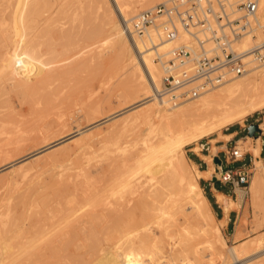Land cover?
Wrapping results in <instances>:
<instances>
[{"label": "rangeland", "instance_id": "obj_1", "mask_svg": "<svg viewBox=\"0 0 264 264\" xmlns=\"http://www.w3.org/2000/svg\"><path fill=\"white\" fill-rule=\"evenodd\" d=\"M19 1L0 0V25H2L0 29L5 33H13L12 35L16 38L15 43H18L21 39H24V41L35 39L37 48L35 52L40 49L37 52L39 57H36L37 53L34 52L33 54L40 62L42 60V64H39L41 66L39 71L36 70V67H31L25 77L19 75L21 82L18 81L19 77L17 76V79L14 73V71L19 72V70L16 71L17 68L15 69L14 66L9 68L6 63L0 64V70H2L0 76L4 81L3 85L7 89V92L0 96V116L2 117L0 120V150L5 148V151L1 153L0 163L2 160L4 161L1 165L6 164L7 161L9 163L6 164L7 167L3 164L1 168L0 165V178L5 180L10 174L15 172L20 174L21 171L19 183L17 186L13 184L12 189L7 190L3 184L1 185L2 182L0 183V195L7 193L10 196H15L18 192L26 191V189H38L45 192L48 198L53 197L56 203L68 204L70 202L69 205L73 204L70 206L77 209L76 217H79V213H81V217L84 212L86 214H83L82 217L87 216L89 214L87 209L90 210V213L93 210L94 213L100 212V210L101 212L97 214L98 218L97 215L95 216V219H98L97 221H94L93 218L89 219L95 222V224H91L94 227L88 226L91 223L88 224L89 220L85 223L88 224L87 226L84 224L86 228L88 227L87 229L91 230L92 228L91 234L88 232V235H85V228L84 231L80 232V235H74L71 239L70 250L68 249L69 252L68 250L65 252L63 248L64 252L58 249V252L55 250L52 254L49 251L45 252L46 254L42 252V254L39 250L36 252L37 248L34 244H29L26 240L23 242L22 238L21 241L20 238H14V240H10V243L15 245L11 251L0 246V264H30V262L31 264H97L100 257L106 255L107 252L108 255L115 254V256H119V253L122 252L121 249L116 251L119 249L118 245H115L116 241L105 235L107 225L105 223L108 222L109 218L111 219V214L107 218L108 214H105L103 210L106 208L105 212L110 213L109 208L113 209V207L109 206L112 203L118 204L115 197L111 199L112 193L119 187L121 191L128 188L126 192H123V199L124 205L126 204L125 207L130 211L133 205L136 204L135 200L136 198L138 200L143 188L150 184L153 187L159 184L158 179L161 175H157L158 179H152L151 171L149 173L147 168L138 164L135 159L145 153L141 150L146 147L150 138L151 142L158 139L153 134L156 122L149 116L147 107L142 103L143 101H137L134 88L124 73L125 66L120 51V40L112 32L96 31L100 24V14L98 15L97 11L94 9L87 10L88 14L87 11L83 12L80 8L78 9L81 4L85 7L87 0L74 1L73 5L70 6V16L65 15L64 17L63 14H59L62 19L57 16L56 11L53 21H51L52 19L46 21L43 16L40 18L30 16L26 22L27 27H30L27 28L29 30H26V35L17 34L13 30L15 27L11 16L12 9ZM57 5L56 3L53 9L57 8ZM4 14L6 15L5 18ZM71 15H74L73 18H77L76 21ZM6 17H11L10 22L7 21ZM35 19L38 21L36 22ZM65 20L70 23L65 22ZM30 21H33V23L29 24ZM62 22H65L66 25ZM49 23H52V25ZM42 25H45V27ZM46 26H49L50 30L46 29ZM3 28L5 30H2ZM31 28L34 32L30 30ZM44 28L46 31H44ZM37 33L42 34V36L39 38ZM1 35L0 38L5 42L3 34ZM7 72L8 76L12 75V78L7 77L9 80L4 78L7 76ZM3 75L4 77H2ZM22 78L24 79L22 80ZM263 115L264 109L235 122L233 126L241 128V132L237 140L231 141L229 145H226V143L229 142L231 137L225 136L224 133L228 132L232 126L215 132L212 135L215 141H211L210 137L198 141L201 152L205 155H210L214 144L217 145L216 152L226 165L224 168H235L246 164L252 169L250 182L246 185L235 186L230 183L224 184L218 179L216 181L217 187L224 190L234 200V205L230 209H226L229 216L225 217L223 203L219 200L216 202L205 187L206 183L201 181L202 178L197 177L203 188V193L211 202L215 220L213 221L209 216L202 217L198 215L188 202L182 201V205L184 204L182 211L184 209L183 212L187 216L179 212L177 218L186 225L184 232L187 236L184 234V238L168 242L164 245L163 250L156 252L153 259H151L150 254L144 255L142 258L146 261V263L143 262L144 264H260L264 262V241L263 248L261 247L262 250L257 251L259 243L257 240L264 237V192H262L264 187H261L262 193L260 188L257 192H254L252 187L254 175L264 173V154L259 157L262 160V167L257 166L258 163L252 167L249 165L254 157L253 147L257 144L261 146V140L260 143L256 144L254 139L251 142H246V138L243 142L238 143L239 138L244 139L248 136L247 127L251 123H264L260 118ZM69 132H72L71 135H68ZM144 140L146 141L144 142ZM5 143L8 144L7 147ZM234 145H237L238 149L245 153L244 159L238 161L229 159V151L232 150ZM194 146L195 143L187 145L185 148L189 165L193 171H195V167L190 159L194 158ZM162 157L161 152L152 156L149 162L150 166L160 162ZM227 157L231 161L228 166ZM18 161L21 165L17 164ZM209 161L210 159L202 156V168H207ZM215 163L213 159L214 167ZM10 164L15 166L12 167ZM16 164L20 165L21 168H18ZM28 164L32 165V168ZM26 165L30 169L25 167ZM33 167H36L35 170ZM27 169L29 170L27 171ZM216 174L219 176L217 165L213 170V176L211 175L212 177L209 179L211 182H214ZM125 182H128V187L124 184ZM110 183L112 186L117 184V187L113 188ZM130 183L137 186V192L129 187ZM1 186L8 192L4 191ZM17 188H19V191ZM81 188L83 189L81 190ZM83 190L88 192L84 193ZM10 192L13 194H10ZM99 206H103L104 209ZM107 207L109 208L107 209ZM80 208L81 210L85 208V210H82L84 212ZM95 209L97 210L95 211ZM179 217L185 219V221H181L182 219ZM224 217V220H219ZM212 226H216L215 231ZM153 227L151 228L152 233L158 235L156 226ZM199 229H201L202 234L198 235L197 230ZM187 231L192 233L189 232L191 234H188ZM196 235L198 236L196 237ZM72 240L74 241L72 242ZM233 246L239 248L250 247L246 249L245 255L239 261L232 257L231 248ZM82 250L83 252H81ZM49 254L51 255L47 256ZM201 257H204V261L207 260V262L202 261ZM124 258L127 259V257ZM133 260H130L129 264H134L132 263L135 262Z\"/></svg>", "mask_w": 264, "mask_h": 264}, {"label": "bare ground", "instance_id": "obj_2", "mask_svg": "<svg viewBox=\"0 0 264 264\" xmlns=\"http://www.w3.org/2000/svg\"><path fill=\"white\" fill-rule=\"evenodd\" d=\"M74 1L80 2V0H20L19 2H17L16 6L13 7L14 9H12L13 12L11 16L15 27V29L13 30L17 34L19 33L26 35L27 34L26 30H29L27 28H30L29 26L27 27L26 22L30 16H34V18L35 16L37 18L43 16L44 20L46 21L50 19H52L51 21H53L55 11L56 13H58L57 16H59V14H63L64 17L65 15L70 16L71 14L70 6L73 5L72 3ZM166 1L169 0H163V1L162 0H87L86 1L87 5L85 7L82 6V4L78 6V9L80 8L83 12H86L87 10H91V9L97 11L96 13H98V15L100 14V18H99L100 24L99 27L96 29V31L112 32L121 42L120 51L124 59V66H125L124 73L127 75L129 79V83L132 84L134 88L137 101L138 102L143 101L142 103L147 107L149 116H151V118L156 122V128L153 134L156 137H158V139L156 138L157 140L155 139L156 140L155 142L154 141L151 142V138H150V140H148L146 147H144V149L141 150L142 152L145 153H142L140 156H137L135 159L138 164L146 167L149 173L151 171L152 179L154 178L158 179L159 177H157V175L158 176L161 175V177L158 179L159 184H157V180H156L155 182L157 185L155 187H153L149 183L151 185L150 186L148 184L150 187L146 186V188H143L141 190V194L138 200L136 198L137 202L135 200L136 204L133 205L130 211L125 207L126 204L124 205V199H123V192L124 191L126 192L128 188L126 190L122 189L121 191V188L119 186L118 187L120 191L119 189H116L115 192L112 193V197H111V199L115 197L116 202H118V204L115 202L117 204L115 205L114 203L111 202L112 205H110L109 207L112 206L113 209L107 207V209L109 208V210H111L110 213L105 212L106 208L104 209L103 206H99L104 209L103 211L105 214H108L107 218H109L108 216L109 214H111L110 216L111 219L109 218L110 220L108 219L107 220L108 222L105 223V225L107 224L105 228L106 229L105 235L109 238L111 237L112 239H114L116 241L115 245L117 244L118 245L117 247L119 248L116 251H119L121 249L120 251L122 252L119 253V256H115V254L108 255L107 252L106 255L104 256L102 255L103 257H100L98 262L96 261L97 264H129L130 260L132 261L133 259H134L133 261L135 262L132 263L134 264H144L143 262L145 261V259L144 260L142 259L144 255L150 254L152 257L151 259H153L156 252L163 250L164 245H166L168 242L178 241L179 239L184 238L185 237L184 228L186 225L183 224L184 222L183 223L180 222L179 219L177 218L179 216L178 215L179 212L181 214L184 213L183 212L184 209L182 211V208H184L183 207L184 204L182 205V201L183 202L186 201V203L188 202L191 208L194 209L198 215L202 217L209 216L214 221L215 216L212 213L211 202L208 199V197L203 193L202 191L203 189L197 177L210 178L211 175L213 174V170L215 169L216 165H219L217 161L219 156L218 157L212 156V155H216V146H214L213 149H211L212 155L207 157L208 159H210L209 161L210 168L208 171L205 172H202L198 168V166L192 162V165L195 167V171H193L192 167L189 165L188 157L185 153V148L187 145L198 142L202 138L212 137V135L215 132L221 130L222 128H225L239 120H242L243 118H245L250 114H253L259 110L264 109V60L263 61L257 60L253 55V53L247 55L248 56L247 61L249 62L248 63L249 70L246 73L237 77L230 78L226 82L204 91L197 98L189 99L179 104H174L173 102H169L167 100L163 102L161 100L154 98L153 94L155 91V87L160 86L162 82V76L164 75V71L161 66V63L158 62L156 57L160 56V59L162 60L168 59L170 57V51L174 46V42L164 40L162 35H160V33L156 29H151L145 35H140L136 32H133V20L138 14L139 12L138 10L148 9L155 6L158 3L166 2ZM236 1H241V0H236ZM257 1L259 7L255 15V18L258 27L253 32H251V34L245 35L242 38V40L239 42L238 46L240 49H254L256 48V46L259 45L258 47H261V52L264 54V0H257ZM56 3L58 4L57 8L53 9ZM74 11L77 12L78 10H74ZM87 13L89 14L88 11ZM5 16L6 15L4 14V18ZM71 16L73 18L74 15ZM60 17L61 16H59V18ZM10 18L11 17L7 18L8 19L7 21H9ZM73 19L75 20L77 18L74 17ZM68 20L67 21L65 20V22H68ZM31 22L33 23V21H30L29 24H31ZM65 22L64 23L62 22V24H65ZM50 25H52V23ZM1 26L2 25H0V27ZM42 26L45 27V25ZM46 27H47L46 29L50 30L48 28L49 26ZM4 28L2 30H5ZM129 28L131 29V31L129 30ZM46 29L44 28V31H46ZM30 30L33 31L32 28ZM1 32H2L1 34H3L5 42H3V39L0 38L1 39L0 64L6 63L9 66V68H11L12 66H14L15 69L17 68L16 71L19 70V72H17L18 75L15 71L14 73L16 77L17 76L19 77L18 80L19 82H21L20 81L21 77L26 76L25 74L28 73L31 67H36V70L39 71L41 67L39 66V64L40 65L42 64L41 63L42 60L40 62V60L36 59V57L39 55L37 52L40 51V49L38 51L36 50L35 52V49H37L35 45L36 44L35 39L34 40L32 39L33 41L31 39L25 41L24 39H21L18 43H15L16 38H14V35H12L13 33L10 32L5 33V31H1ZM1 34L0 37L2 36ZM37 36H39L40 38L42 34L40 35L39 33H37ZM34 52L37 53L36 57L35 54H33ZM31 59L34 60L33 61L34 64ZM9 68L7 69L9 70ZM8 72H7V76L4 77L3 75L2 77H4L5 79L7 77L10 78L12 75L8 76ZM23 79L24 78H22V80ZM0 80L2 81L1 76H0ZM3 82L4 81H2V84L0 83V96H3L7 92L6 91L7 89L3 85ZM1 118L2 117L0 116V120ZM3 124L4 123L2 122V125ZM260 129L262 130V128ZM70 133L72 132H69L68 135H71ZM258 134L256 136H250L248 134L250 137H247L246 142H251L253 140V137H257ZM145 141L146 140H144V142ZM243 141L244 140H241L240 143ZM7 145L8 144H6V147ZM259 149L260 147L258 144L253 147V152L256 154V156L259 155ZM4 151L5 148L4 150H0V157H1V153H3ZM160 152L163 155V157L160 159V162L150 166L149 162L151 161L152 156ZM2 157L4 159L3 154ZM213 159L216 162L215 167L213 164ZM256 163H258L257 166L262 167L260 160L257 159L253 164ZM6 164H4L5 167H7ZM14 164L12 165L10 164V165L13 167ZM17 164H20L19 161ZM20 165L19 166L17 165L18 168L20 167ZM28 165L30 167L32 166L30 164ZM28 165H26L25 167H28ZM29 169H27V171ZM19 173L20 174L15 172L14 174H10L7 177L3 173L6 179L3 180V178H0V183L2 182L1 185L3 184V186H5L7 190H9L12 186H14L13 184L17 186L19 183V175H21V171ZM214 177H218V174H216ZM82 182L80 183L82 184ZM127 183L128 182H125L124 184L127 185ZM133 183H130L129 187L134 189L133 191L135 192L136 190H138V188ZM116 185L117 184H115V186L112 185L111 186L113 188L114 187L116 188L117 187ZM252 187L254 188V192L255 191L257 192L259 188L261 192V187H264V173H256L254 175L252 181ZM5 188L4 191L8 192ZM18 189L19 188H17V190ZM82 189L83 188H81V190ZM86 192L88 191H85L84 193ZM10 194L13 193L10 192ZM218 197L220 201H224L225 199V196L220 193ZM57 203L55 202L53 197L48 198L45 192L40 191L38 189H29V190L26 189V191L23 190L18 192L15 196H10L7 193L0 195V244H1L0 246L3 249L11 251L15 245H12L10 243L11 242L10 240H14V238H20L21 241L22 238L23 242L24 240H26L27 243L34 244L35 248H37L36 252L37 250H39V252L41 253L42 252L45 253L49 251L52 254V252L55 250H57L58 252V249L59 251L64 250L65 252L68 249L70 250L69 247H70L71 239H73L74 235L76 234L80 235V232L84 231V229L90 222L91 223L88 226L92 227L93 225L91 224H95V222H93V220L90 221L89 219L93 218L95 221L96 220L95 216L98 213H100L101 210L100 212L97 211V213L96 212L94 213L93 212L94 210L93 211L91 210L92 213H90L89 212L90 210L87 209L88 210L87 213L89 214L87 216L84 215V217H82L83 214H86L84 211H82L85 210V208H83L82 210L80 208V210L84 213L82 214L81 217H80L81 213H79V217H80L79 218L75 216V213H77V209L71 207L73 204H70L71 205L70 206L69 205L70 202H68V204L58 203L60 205H58ZM232 205H234V200L230 199V206ZM230 206L228 205L227 207L230 208ZM95 207L97 208L98 206ZM96 210L97 209H95V211ZM109 210L107 211L109 212ZM185 216H187V214H185ZM96 217L98 218V215ZM88 220H89L88 224H85L87 223ZM99 220L101 221V219ZM183 220L185 221V219H182L181 221ZM100 221L98 222L100 223ZM84 224L86 226H84ZM153 226H156L158 235L152 233L151 228ZM87 228L85 229V235L88 232L89 234L92 233V228L91 230ZM100 229L102 230V228ZM212 229L215 231L216 226H212ZM100 232L102 233V231ZM189 232L188 234L192 233ZM197 232L198 235L202 234L201 229L197 230ZM102 234L104 235V233ZM198 235H196V237ZM73 241L74 240H72V242ZM257 241H259L257 245V251H260L262 250L261 247L264 241V237L260 238ZM21 245L23 244L21 243ZM249 247L244 246L239 248L233 246L231 248L233 259L240 261L241 257L245 255L246 249H248ZM3 249L2 252L4 251ZM81 252H83V250ZM51 254L47 256H50ZM124 257H127V259ZM201 260L204 261V257H201ZM204 262H207V260ZM260 264H264V262Z\"/></svg>", "mask_w": 264, "mask_h": 264}, {"label": "built area", "instance_id": "obj_3", "mask_svg": "<svg viewBox=\"0 0 264 264\" xmlns=\"http://www.w3.org/2000/svg\"><path fill=\"white\" fill-rule=\"evenodd\" d=\"M257 0H169L141 10L133 20V32L140 35L156 29L166 41L174 42L170 57L162 60L164 71L154 98L174 104L199 97L204 91L246 73L247 55L264 60L261 47L240 49L239 42L258 25ZM131 31V29L129 28ZM229 159H244L234 145ZM227 157V164L231 161ZM218 180L224 184L246 185L252 169L217 165Z\"/></svg>", "mask_w": 264, "mask_h": 264}, {"label": "crops", "instance_id": "obj_4", "mask_svg": "<svg viewBox=\"0 0 264 264\" xmlns=\"http://www.w3.org/2000/svg\"><path fill=\"white\" fill-rule=\"evenodd\" d=\"M260 118L264 121V115H263L262 117H260ZM256 123L259 124V127H260V128H262V132L259 133L257 137H253V139H254V141L256 142V144H257L258 142L260 143V140H261V146H259L260 149H259V155H258V156H256V154L253 152V155H254V157H253V161L249 164V165H251V167L254 165L253 163H255V161H256L257 159L260 160V161L262 162L261 158L259 159V157L263 156V154H264V123H260V122H256ZM233 124H234V123H233ZM233 124L227 126V127L232 126V128H230V130H229L228 132L224 133L225 136H227V137H231L230 140H229V142L226 143V145H229V143H230L231 141H235V140H237V137L239 136V134H240V132H241V128L234 127ZM249 126H250V125H249ZM249 126H248V127H249ZM248 127H247V128H248ZM247 137H250V136L248 135V136H246L244 139H243V138H239V139H238V143H239L241 140H246ZM210 140H211V141H212V140H215V138L212 136V137H210ZM259 145H260V144H259ZM214 146H216V148H217V145H216V144H214ZM196 147H197L198 149H197ZM212 149H213V148H212ZM193 150H194V151H193L194 158H192V159H190V160H191L193 163H195V164L198 166V168H199L202 172L208 171L209 168H210V164H209V162H208V167L205 168V169L202 168V156H205V157L211 156V155H212V150H211V154H210V155H205V154H203V153L201 152V148H200V146L198 145V142H195V146H194ZM212 156H213V157H214V156H215V157L218 156V155H217V152H216V155H212ZM251 159H252V158H251ZM263 160H264V156H263ZM223 164H224V163H223ZM224 166H226V165H224ZM227 166H228V164H227ZM243 166H246V164H244ZM212 176H213V174H212ZM212 176H211V177H212ZM211 177H210V178H211ZM200 178H202L201 181H204V182L206 183V184H205V187L209 190L211 196L215 199L216 202H218V200H219V197H218L219 193H220V194H223V195L225 196L224 201H221V202L223 203L225 217H227V215L229 216V214L226 212V209H230V208H231V206H230V199H232V198H231L230 196H228L224 190H222V189H220V188L217 187V182H216V181L211 182V181L209 180L210 178H205V177H200ZM201 187H202V186H201ZM202 189H203V188H202ZM229 198H230V199H229ZM208 199H209V198H208ZM219 201H220V200H219ZM225 203H226V204H225ZM226 205H227V206L229 205L230 208L227 207ZM225 217H224L223 219H219V220H224Z\"/></svg>", "mask_w": 264, "mask_h": 264}, {"label": "water", "instance_id": "obj_5", "mask_svg": "<svg viewBox=\"0 0 264 264\" xmlns=\"http://www.w3.org/2000/svg\"><path fill=\"white\" fill-rule=\"evenodd\" d=\"M262 130L260 129L259 125L257 123H251V125L248 127V134L250 136H256L258 133H261ZM219 165L223 164V160L218 157L217 159ZM214 181H217V178L215 177Z\"/></svg>", "mask_w": 264, "mask_h": 264}]
</instances>
